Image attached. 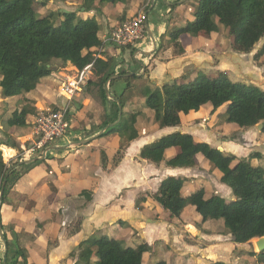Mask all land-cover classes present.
Here are the masks:
<instances>
[{
  "label": "crops",
  "instance_id": "crops-1",
  "mask_svg": "<svg viewBox=\"0 0 264 264\" xmlns=\"http://www.w3.org/2000/svg\"><path fill=\"white\" fill-rule=\"evenodd\" d=\"M95 1L61 0L62 8L57 9L62 13L97 10L98 16L90 18L97 17L102 26L99 35L101 43L113 30L123 26L140 12L143 11L147 15L145 25L148 26L155 40V49L145 29L148 40L145 38L139 45L117 49L105 44L101 45V49L100 46L91 50L94 55L99 56V59L106 61L118 60V58L123 62L125 60L128 62V59L131 62L139 60L138 66L129 70V77L135 75L137 79L142 81L145 79L151 87L160 88L167 83H177L178 79L186 76L187 73L226 72L229 77V73L232 74L236 66L242 70L235 58L236 54L227 52L220 46L219 43L224 38H220L217 33H202L195 37L188 36L190 34L181 35L177 41L182 49V53H179V48L174 47L169 37L170 33L181 30L190 23L187 21L182 24L185 19L184 12H180V20L176 25L164 26V23H158L157 20L155 25L150 26L149 11L156 0H128L126 4H100L102 5L100 7H97ZM148 2H150L149 6H147ZM184 2L186 0H166L168 14L174 10L176 12ZM174 26H177V29L173 30ZM133 50L137 55L131 58L130 52ZM228 54L234 62L227 61ZM140 55L144 58L140 59ZM55 61H58L56 64L63 66L59 60ZM65 66L68 67L67 69L76 70L70 63ZM118 67L116 70L119 72ZM58 69V66L52 67L53 77L62 74ZM115 76L113 78H116ZM26 97L35 102L36 111H38L37 106L41 109L48 108L45 100L47 95L30 94ZM73 100L69 106L72 108L78 106L80 109L75 108V113L72 114L69 125V129L72 130L71 135H82L79 142L87 139L90 141L77 146L73 144L76 142L73 136L70 138L65 136L62 141L49 145L48 149L43 151L45 153L43 159L32 162L39 163L33 164L31 170L16 182L11 202L1 211L3 224L13 228V231L21 236L20 242L18 237V243L27 251L28 261L31 264H75L76 258H71L70 254L83 240L98 231L102 232L106 227H109L111 234L115 235L114 230L119 233L127 226L129 230L123 237L133 236L141 242L138 245L150 246L151 250L148 253L150 258L155 257L153 253L161 248L164 249V257L167 258L165 262L170 264L216 262L234 264L231 258L238 245L233 242L230 235L215 230L216 221L212 220L203 225L199 216V221L194 219L195 221L191 223L189 220L192 218V208L186 209L187 211L185 210L180 218H171L153 199L161 182L166 178L175 177L184 179V184L191 182L190 184H194L195 187L207 185L217 192L211 196L218 195L229 201L234 200L230 188L220 183L218 171L215 168L216 171L213 170L210 163L201 155L197 156V164L193 168L167 167L165 160L176 155L175 148L167 149L164 154L165 160L158 165L141 159L139 155L145 145H150L168 134L180 132L190 134L219 151L233 154L237 159H248L251 154L259 153L262 159L250 161L252 166L260 167V163L264 160V135L256 127L241 129L228 124L224 130L216 128L224 110L220 108L211 114L212 107L206 110L204 115L201 113L202 107L196 114L192 112L182 116L180 127L161 128L155 122L153 112L146 108L145 104L142 110L133 112L128 109L130 106L128 101L125 107L126 113H135L138 138L128 144L120 162L114 166L113 159L119 149L120 138L116 135L101 136L106 131L102 132L103 128L100 127L103 109L86 95H80ZM12 101L16 100L3 98L0 90V109L3 106L7 110L11 109L12 112L17 108V106L12 108ZM63 103L64 101L59 102L57 99L54 107ZM219 110H222V113H219ZM146 111L152 113L151 119L155 122L152 132L147 129L146 122H149L146 117L145 121L142 118ZM216 113L218 116L215 117ZM209 115L211 117L207 119ZM33 116L28 117V126L0 133L3 135L7 132L15 136L18 141L32 139ZM231 135L232 138H229ZM0 139H4V136H0ZM24 146L23 144L21 148ZM5 149L12 151L9 157L4 156ZM0 151L7 165L18 159L22 161L21 158L17 159L18 151L15 149L1 145ZM102 151L107 158L105 168L101 163ZM46 157L48 159H45ZM33 158L35 157H30ZM196 182L198 183L195 184ZM83 192H89L91 197L87 199L82 195ZM3 253L4 245L0 240V264Z\"/></svg>",
  "mask_w": 264,
  "mask_h": 264
},
{
  "label": "trees",
  "instance_id": "trees-1",
  "mask_svg": "<svg viewBox=\"0 0 264 264\" xmlns=\"http://www.w3.org/2000/svg\"><path fill=\"white\" fill-rule=\"evenodd\" d=\"M97 1L128 3V0ZM33 5L34 0H0L1 95L6 99L22 101L21 108H15L6 118L7 130L28 126V117L37 112L35 102L26 96L44 94L49 99L56 98L54 93L59 81L52 76V66L43 64L55 59L63 66L70 63L77 70H82L94 63V75L92 72L82 94L103 109L101 128L114 123L118 118L119 105L122 109L119 123L101 135H116L120 138V146L113 159V165L116 166L124 149L138 138L135 113L124 111L128 101L125 94L131 88L130 78L136 76L129 77L128 70L118 72L116 67L121 63L115 59L106 61L94 58L91 50L102 45L99 39L102 26L96 17L82 19L62 28L53 24L48 14L36 18ZM68 14L74 17V13ZM202 33H217L224 39L229 37L236 52L250 54L260 41L264 43V0H199L195 21L170 33V40L174 47H180L177 41L181 35L197 36ZM179 50L182 53V49ZM115 75L117 77L113 78ZM120 79L126 81V86L121 93H117L115 84ZM108 82L109 88L106 90ZM143 95L146 108L153 112L154 120L161 128L180 127L182 116L196 113L209 104L212 114L223 108L225 121L241 129L262 124L260 133L264 135V90L255 85L232 82L226 72H217L213 78L197 73L188 84L173 82L160 88L147 87ZM2 136L4 139H0V146L20 151V143L14 136L7 132ZM170 148L177 149V153L165 160V151ZM198 155L218 171L220 183L230 188L234 200L229 201L218 195L206 198L203 189L184 197L182 189L185 180L175 177L163 180L153 199L171 218H180L184 210L191 206L201 217L203 225L212 220L222 221L223 233L233 237L235 244L243 245L263 237L264 169L252 166L250 161L261 159V154L253 153L248 159H237L233 154L219 151L190 134L174 132L145 145L139 157L157 165L165 160L166 166L170 168H193ZM19 161L7 165L0 151V189L6 180L0 203L3 242L6 245L5 264H31L27 251L19 246V234L5 226L1 216L3 207L11 202L16 182L31 170L33 164L39 163L18 165ZM101 163L105 168L107 158L103 151ZM82 195L87 199L91 197L89 192H83ZM150 250V246L145 244L124 248L111 237L92 235L83 240L70 257L76 258L75 264H142L144 253ZM259 255L264 260V251ZM157 264L170 263L160 261Z\"/></svg>",
  "mask_w": 264,
  "mask_h": 264
},
{
  "label": "rangeland",
  "instance_id": "rangeland-1",
  "mask_svg": "<svg viewBox=\"0 0 264 264\" xmlns=\"http://www.w3.org/2000/svg\"><path fill=\"white\" fill-rule=\"evenodd\" d=\"M60 1L61 0H34V5H33L34 16L36 18H40L43 15L48 14L50 21L53 24L60 25L62 28H67L71 24L77 23L79 20L88 19L91 16H98L97 10L93 9L92 12H91V10H86L83 12H74V15H73L74 17H69L68 12L62 13V12H60V9H57V8H62ZM95 2L97 3V7H100L104 4H108V3H102L99 1H95ZM154 3L155 4H154L153 8L149 11L148 22H149L150 26L155 25L157 20H158V23L162 22V23H164V26H166V24L168 26L169 24H172V25L175 24L176 25L179 22L180 12H184L183 15L185 17L182 24H185L187 21H189L190 23L194 22L195 21V12H196L199 0H186V2H184V4L180 5L181 8L178 6V8H180V9H177L176 12L174 10L170 14H168V11H167L168 8L166 6V0H156ZM100 4H102V5H100ZM109 5H112V4H109ZM91 14H93V15H91ZM175 29H177V26L173 27V30H175ZM188 36H194V35H188ZM145 38L148 40L147 35L145 36ZM194 43H196V42H194ZM219 44L224 49H226L227 52L231 51L232 53L236 54L235 58L237 59V63L240 64V66L242 67V70H240L238 68V66L235 67L233 65V67H235L234 72L236 73L237 76L235 75L234 72L232 74L229 73L230 81L239 82V83H242L245 85H255V86L260 87L261 89H264V87H263L264 86V43L262 41H260L255 46L254 50L250 54H240V53L236 52L232 47V40L229 39V37L227 39H223L222 42ZM178 48H180V47H178ZM134 53H135V50L130 52L131 58H133L137 55ZM230 56L231 55L228 54L227 61L234 62V59H231ZM143 58L144 57H142V55H140V59H143ZM117 61H121V65L118 67V69L120 71H123V69L129 71V70L136 68V66H138L139 60L136 59V61L134 60L131 62V60L128 59L127 60L128 62H126V60L123 62L120 58H118ZM57 62L58 61H55L54 59H52L48 62V64H43V65L52 66V67H55V66L59 67L58 71L61 72L62 74H58L55 77L59 81V84L56 86L58 88L60 86L61 82L65 79V76L73 75V73L75 72V69H72V68L67 69L68 67H66V66L64 67V66H60L59 64H56ZM40 65H42V63H40ZM241 71L244 73H242ZM92 72L94 75L93 70H92ZM201 73H203L206 76H209L211 78L216 77V75H217V72H215V71L214 72H205V71L202 72L201 71ZM244 74H251V75L245 76ZM196 75L197 74L187 73L186 76H183L180 79H178L177 84H185V83L187 84L189 81L193 80ZM130 83H131V88L128 89L126 91V94H125L127 96V100L130 103V106L128 109L132 110L133 112H137L140 109L142 110V106L144 107V104H145V98L143 95L144 88L148 87L150 89H154L155 87H151L150 83L148 84V82L145 81V79L142 81L141 79L130 78ZM125 86H126V81L124 79H120L115 84L116 92L121 93L123 91V89L125 88ZM57 88H56V90H57ZM81 96H83V94H81ZM56 98L55 99H49V97H45L48 108L49 107L54 108L53 106L56 103V100L58 99V98L57 99ZM76 98H74V99L76 100ZM60 100L64 101V99H61V98H60ZM60 100L58 99L59 102H60ZM128 101H127V103H128ZM21 102L22 101H12V108H14L15 106H17V108H21V106H22ZM37 108H38V111L42 110L39 106H37ZM75 108L77 110L80 109V108L78 109V106H76ZM75 108L74 107L69 108L70 114L68 115L67 137L70 138V136H73V139L76 140V142L77 141L79 142V139L82 138V135H80V136H77V134L71 135L72 130L69 129L70 120L72 119L73 112L75 113ZM210 108H211V105H209V104L204 106L202 108L201 113H203V115H204V112H206V110H210ZM124 111L126 112V108ZM10 112H11V109H9L6 112L5 109L3 108V106L0 109V132L1 133L4 131H7V127L5 125V122H6V118L10 115ZM219 113H222V110H219ZM194 114H196V113H194ZM143 115H144V117H142V118L144 119L146 117L147 121L149 122V123L146 122L147 129L149 128V131L152 132L153 128H154L153 125L155 124V122H152V119H151L152 113H150V112L148 113L146 111V113ZM147 116H149V117H147ZM216 116H218V113L215 114V117ZM193 117H194V115H193ZM210 117L211 116L209 115L207 119H209ZM220 117L221 118L219 121H217V125L215 127L221 128L224 130L226 128V125H228V123L225 121L226 116H225V114H221ZM144 121H145V119H144ZM205 122H206V120H205ZM231 126L233 127V124ZM32 130H33V126H32ZM1 133H0V136H2ZM232 136L233 135L229 136V138H232ZM14 138H16V137L14 136ZM35 141H36V139L34 137L32 139H29L28 141H26V139L19 140L20 151L18 152L17 159L21 158L22 160H29L30 157L40 158L44 149H46L49 145L56 144L58 141H62V140H56L46 147H43L41 149H35V152H33L31 155H28L29 157L27 156L26 158H24V152H23V149L21 148V146L24 144L25 150H28L29 148L33 147V144ZM73 147H74V145H73ZM11 163H13V162H11ZM11 163H8V164H11ZM209 165L211 166V168L213 170H215L212 164H209ZM260 167L264 169V160L260 163ZM190 183L191 182H186V184H184V186H183L184 188L182 189V195L183 196H188L200 188H202L204 190L206 198L210 197L213 193L217 194V192L210 189V187H208L207 185L206 186L199 185V186L195 187L194 184L192 185ZM197 183L198 182H196L195 184H197ZM190 208H192L191 209V217L192 218L189 221L191 223H193L195 221L194 219L199 221L200 217L196 213V211L194 210L193 207L188 206L186 209L188 210ZM215 226H216V228H215L216 231L224 232V227H223L222 221H216ZM128 230H129V228L126 226L125 229L121 230L119 233H117L114 230L113 233H116V234L113 235L110 232V228L106 227L103 229L102 232H99V231L96 232L94 234V236L98 237L101 235H106V236L111 237V238L114 237L121 244L122 247L134 248L141 242H139L138 238H133V236L130 238L129 237H123L125 234H127ZM121 238H123V239H121ZM20 239H21V236H19V242H20ZM253 242H255V239L252 240L251 242L243 244V245L242 244H236V245H238V247H236L235 251L233 252L234 255L231 258V260H233L234 264H264V260L259 255L260 252L258 251V249L255 246V243H253ZM149 252L144 253V258H143L142 264H157L160 261H166L167 262V258L164 257L165 256L164 249L158 248L157 251L155 253H153L155 255V257H152V258L149 257V255H148ZM152 252H154V251H152ZM251 253H254L256 255H252Z\"/></svg>",
  "mask_w": 264,
  "mask_h": 264
},
{
  "label": "built area",
  "instance_id": "built-area-1",
  "mask_svg": "<svg viewBox=\"0 0 264 264\" xmlns=\"http://www.w3.org/2000/svg\"><path fill=\"white\" fill-rule=\"evenodd\" d=\"M149 4L150 2H148L147 6H149ZM146 17V13L143 11L140 12L136 17L125 23L123 26L113 30L106 38H104L102 46L105 44H111L110 46L119 49L143 43L146 36ZM94 58L97 59L99 56L94 55ZM93 64L94 63H91L82 70L76 69L73 75L65 76V79L61 82L57 90H55V97L58 99H64L62 105H58L54 108H44L37 111L33 116L32 134L36 141L34 142L33 147L28 150H25V148L22 147L24 158L35 152V149L46 147L52 142L62 140L67 136L69 104L75 97L80 96L84 92L86 84L92 75ZM44 156L45 153H42L40 158H43Z\"/></svg>",
  "mask_w": 264,
  "mask_h": 264
},
{
  "label": "water",
  "instance_id": "water-1",
  "mask_svg": "<svg viewBox=\"0 0 264 264\" xmlns=\"http://www.w3.org/2000/svg\"><path fill=\"white\" fill-rule=\"evenodd\" d=\"M152 4H153V2H152ZM151 4V5H152ZM64 13H67V11H64ZM145 28H146V30H147V33L149 34V37H150V39H151V41H152V44H153V49H155L156 48V43H155V40H154V38L152 37V35L150 34V30L148 29V26L146 25L145 26ZM116 77V76H115ZM108 85H109V82L106 84V90H108ZM4 98V97H3ZM118 105H119V103H118ZM121 115H122V109H121V107H120V105H119V114H118V118H117V120L114 122V123H112V124H109V125H107V126H105L104 128H103V131L102 132H104L105 130H107L108 128H110V127H113V126H115L117 123H119V121H120V119H121ZM259 131L262 129V124H259V125H257V127H256ZM101 132V133H102ZM90 141V139H87V140H83V141H81V142H79V143H73L74 145H77V146H79V145H82V144H84V143H87V142H89ZM48 149V148H47ZM43 158H33V159H29V160H22V161H20L19 163H18V165H21V164H29V163H32V162H34L35 160H42ZM17 165V166H18ZM5 181L6 180H4V182H3V184H2V187H1V189H0V203H1V198H2V195H3V189H4V184H5ZM234 238L232 237V240H233ZM0 240L3 242V232H2V227H1V221H0ZM256 241H255V246H256V248L258 249V251L259 252H263L264 251V236L263 237H261V238H258V239H255ZM3 245H4V254H3V258H2V264H5V262H6V248H5V243L3 242Z\"/></svg>",
  "mask_w": 264,
  "mask_h": 264
},
{
  "label": "bare ground",
  "instance_id": "bare-ground-1",
  "mask_svg": "<svg viewBox=\"0 0 264 264\" xmlns=\"http://www.w3.org/2000/svg\"><path fill=\"white\" fill-rule=\"evenodd\" d=\"M3 149V148H2ZM4 156L5 157H9L11 154H12V151H10V150H7V149H5L4 151ZM256 241V240H255ZM253 243H255V242H253Z\"/></svg>",
  "mask_w": 264,
  "mask_h": 264
}]
</instances>
